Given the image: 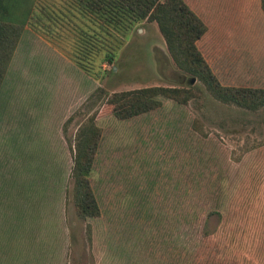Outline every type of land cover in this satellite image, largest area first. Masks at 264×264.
Listing matches in <instances>:
<instances>
[{"label": "rangeland", "instance_id": "1", "mask_svg": "<svg viewBox=\"0 0 264 264\" xmlns=\"http://www.w3.org/2000/svg\"><path fill=\"white\" fill-rule=\"evenodd\" d=\"M67 2H0L20 28L0 83V264H264V108L220 103L194 76L187 85L143 17L119 33L111 59L83 68ZM240 19L197 47L221 82L264 87V44L235 46L234 63L226 45ZM158 86L198 90L184 104L161 98L112 116L113 93ZM86 117L101 130L90 175L100 214L82 220L68 174Z\"/></svg>", "mask_w": 264, "mask_h": 264}, {"label": "trees", "instance_id": "2", "mask_svg": "<svg viewBox=\"0 0 264 264\" xmlns=\"http://www.w3.org/2000/svg\"><path fill=\"white\" fill-rule=\"evenodd\" d=\"M151 6L148 15L140 12L137 2ZM220 1H224L222 5ZM240 1L242 4L240 6ZM3 2V0H0ZM70 20L76 26L73 33L72 57L83 68L98 55L108 61L118 47L119 33L143 17L155 22L165 47L175 66L183 73L202 80L208 93L218 102L255 111L264 108V87L241 82L223 83L212 71L197 42L209 37L210 28L225 27L233 16L241 15L238 29L228 33V50L235 60V46L264 44V0H68ZM194 5V10L191 6ZM200 9H199V8ZM202 9V10H201ZM34 8H31L33 13ZM205 15L209 21H204ZM32 15V14H31ZM215 19H213V17ZM8 19V20H7ZM249 19L261 24L262 34L252 32ZM9 19L8 5L0 4V83L9 55L17 41L20 28ZM213 20V21H210ZM220 20L219 22H217ZM77 21H79L77 23ZM232 25V24H231ZM228 26L225 28L227 29ZM88 56V57H87ZM197 87H145L113 93L109 99L112 116L127 119L160 106L161 98L184 104L194 96ZM101 130L93 117H86L73 135L71 165L68 174L74 212L82 220L98 217L100 209L94 195L90 175L100 141ZM221 217V216H220ZM219 217V220H220ZM263 231V230H262ZM263 244H260L262 248Z\"/></svg>", "mask_w": 264, "mask_h": 264}, {"label": "water", "instance_id": "3", "mask_svg": "<svg viewBox=\"0 0 264 264\" xmlns=\"http://www.w3.org/2000/svg\"><path fill=\"white\" fill-rule=\"evenodd\" d=\"M182 79L185 80L184 82H185L187 85H191V84H193V83H194V80H195V78L192 77V76H189V77H182Z\"/></svg>", "mask_w": 264, "mask_h": 264}]
</instances>
